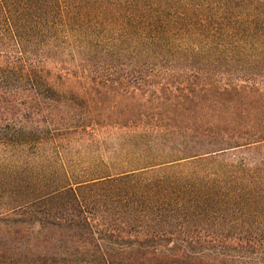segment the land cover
<instances>
[{"label":"trees","instance_id":"trees-1","mask_svg":"<svg viewBox=\"0 0 264 264\" xmlns=\"http://www.w3.org/2000/svg\"><path fill=\"white\" fill-rule=\"evenodd\" d=\"M0 264H264V0H0Z\"/></svg>","mask_w":264,"mask_h":264},{"label":"rangeland","instance_id":"rangeland-1","mask_svg":"<svg viewBox=\"0 0 264 264\" xmlns=\"http://www.w3.org/2000/svg\"><path fill=\"white\" fill-rule=\"evenodd\" d=\"M116 64V63H115ZM115 67V66H114ZM119 70L117 72H109L110 73V76H107L108 78H111L112 82H117V83H120L123 81L122 79V75H124V67H123V64L121 63H118V66Z\"/></svg>","mask_w":264,"mask_h":264}]
</instances>
